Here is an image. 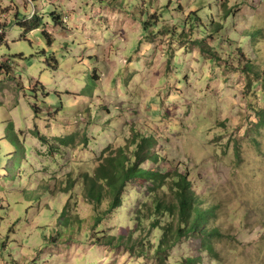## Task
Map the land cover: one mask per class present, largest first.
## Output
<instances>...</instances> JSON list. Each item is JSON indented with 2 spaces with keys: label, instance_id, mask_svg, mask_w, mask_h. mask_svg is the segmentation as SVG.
I'll return each instance as SVG.
<instances>
[{
  "label": "clouds",
  "instance_id": "obj_1",
  "mask_svg": "<svg viewBox=\"0 0 264 264\" xmlns=\"http://www.w3.org/2000/svg\"><path fill=\"white\" fill-rule=\"evenodd\" d=\"M188 8L187 0H181ZM12 0H0V8L10 6ZM17 4H23V0H16ZM34 3L42 5V11L53 9L62 13L63 23L71 32V36L57 37V42L50 51H55L57 57L61 55L60 48L63 43H68L72 54H64L65 59L60 62L59 69L53 72L45 66L44 57H37L31 66L21 63L23 69V83L26 88L32 87L29 77L38 80L49 92H55L50 96L47 105H41V115L36 117L28 108L29 103H35L31 97H21L19 103H13L15 99L5 89L4 96H0V178L8 176L7 160L11 157L5 156V152L14 151L12 146L5 139L6 129L9 123L13 125L16 135L20 130L24 131V139L29 149V159L24 163L25 175L22 179L11 185V190L17 193L13 197V212L5 221L0 222V240H3L11 222L20 219L21 224L25 219L36 216L38 223L44 225L40 233H35L31 228L24 231H17L14 237L16 244H11L10 249L22 264H42L47 260V252L50 245H46L43 237H54L64 231L57 223L59 215L55 211L41 210L42 201L46 202L48 197L43 193L45 185L49 190H54L57 180L53 176L59 172L60 179L64 173L61 169L63 162L57 157V162L49 160L48 170L44 171L43 158L37 159L33 148H39L42 153L47 152V146L41 144L31 133L35 130L34 125H39L42 133L47 135L51 143L56 138L68 139L78 133L87 132L88 138L93 141L89 149L90 155H99L105 148L112 145L115 148H127V141L131 139L132 132L125 125H131L135 117L133 113L139 108L144 116L138 125V129L148 126H159L164 131V136L170 141V146L162 153V156H170L174 163L181 160L186 165L196 167L203 166L207 160H215L217 157L208 148L218 134L235 136L243 139L247 135L241 127L240 118L236 115L239 109V101H231L233 118L228 128H216L213 121H204L201 117V109L204 108L208 99L212 96L215 88H208L206 85L219 76L223 69L216 68L212 61H205L199 51L195 55L185 52L180 47L181 41L177 38L171 41V49L162 48L158 59L153 62L156 42L152 41L151 33L159 34L165 26L171 28L177 25L182 19L172 8L164 13L161 22L155 28L147 32L142 27L143 18L137 15L144 7L142 0H122V7L112 5L111 0H27V14L31 18ZM167 0H157L152 11L163 10ZM200 0H192V7L195 8ZM237 4L244 5L242 9V21L250 30L258 31L264 35V8L260 7V0H228V7L234 8ZM104 9L109 14L108 23L105 25L100 17L104 12H97ZM114 9V10H113ZM215 11V10H214ZM94 13H96L94 15ZM10 15V14H9ZM207 15V8L201 13ZM173 16L176 18L173 19ZM4 17H0L3 20ZM135 20V23H133ZM227 27V26H226ZM19 29H13L11 36H16ZM39 31V30H36ZM36 31L29 34V38L36 36ZM55 33V29H53ZM115 33V34H114ZM179 36V33L177 34ZM199 36H194L197 39ZM235 42L238 38L233 37ZM168 40H171L169 37ZM11 43V39H9ZM250 47L253 41L248 39L243 42ZM256 55L264 61V38L258 36L255 42ZM44 47L43 41H34V46L29 48L26 43L18 42L12 45L11 51H24L25 55ZM232 49L224 53L225 59ZM8 53V49L0 45V56ZM174 53V60L171 62V72H166L169 56ZM89 56H99V63L89 60ZM129 59L131 63H129ZM99 67L103 81L94 90L92 96L85 98L82 93L88 88L89 76L96 75V68ZM19 71V70H18ZM156 72L158 75L153 76ZM190 72L191 80L188 84H176L179 76ZM240 73L232 76L230 84L233 92L229 93V99L233 94H239L244 87L243 81L238 80ZM3 79V76H0ZM223 85L219 91L223 93ZM70 93V95H66ZM63 104V110L59 117L49 120L45 115L49 109L53 112L56 107ZM89 105L91 106L89 109ZM163 105V107H161ZM191 111V120L185 124ZM155 113V114H153ZM167 116L168 119H164ZM227 116V108L218 117L224 120ZM197 120L199 126L196 127ZM7 145V147H5ZM135 146H133V150ZM32 168L28 167L33 163ZM145 167H149L145 165ZM232 187H229L225 178L217 176L210 177L208 191L211 195L219 196L224 200L233 201V218L227 219L221 228V234L229 237L233 225L239 235L235 245H230L218 254L215 264H264V159L247 161L237 170L232 178ZM21 190L29 194L41 197V200H33L29 203L19 195ZM164 191H167L165 189ZM78 193L63 197L62 202L67 203L70 197ZM56 207V206H54ZM70 209L76 208V201L73 198L68 204ZM89 215L81 216L80 219L91 223L94 215L107 211V204L96 209L94 204H88ZM241 209L244 213L251 212L253 221L249 225L244 219V214L236 215ZM134 209H129L132 211ZM78 212L79 209H76ZM0 215L4 213L0 212ZM149 221H144L143 232H136L134 221L130 216H124L114 221V230L108 233L110 236H118L122 229L135 232V239H140L147 234ZM238 226V227H236ZM104 225H101L103 228ZM99 231V229H98ZM163 232L157 231L153 237V244L163 238ZM71 242V259L68 264H97L103 260V264H109L111 255L101 257L97 255L98 248L91 239L88 228L82 233H65L60 243ZM7 260V257L4 258ZM0 260V264H4ZM132 264H156L154 254L141 256L132 261Z\"/></svg>",
  "mask_w": 264,
  "mask_h": 264
},
{
  "label": "rangeland",
  "instance_id": "obj_2",
  "mask_svg": "<svg viewBox=\"0 0 264 264\" xmlns=\"http://www.w3.org/2000/svg\"><path fill=\"white\" fill-rule=\"evenodd\" d=\"M103 3V0H100ZM157 0H142L144 7L137 13L139 17L143 18L142 27L147 32L149 29L155 28L160 24L161 18L164 13L168 12L172 8L173 3H176L173 11L182 17L178 21L177 25H173L171 28L165 26L160 30L159 34L156 32L151 33L152 41L156 43L155 55H153V62L158 57L162 48L171 49V41L177 38L181 41L180 47L185 49V52H190L195 55L197 50L205 61H212L215 63L216 68L223 69L222 73L216 77L212 84L206 85L208 88H215L212 96L208 99L204 108L201 109V117L206 121H213L216 128L227 129L231 119L233 118L231 101H239V109L236 115L240 118L241 127H243L247 133L243 139H237L235 136H226L218 134L213 142L208 144V148L217 157L215 160L209 159L203 166L197 165L192 167L184 164L181 160L179 163H174L170 156H162V153L170 146V141L164 136V131L159 126L145 125L144 128L138 129V123L144 119L142 111L138 108L133 116L135 119L132 120L131 125H125L126 128L130 127L132 132L131 139L136 135H140V140L143 136L153 137L156 140L157 146L153 150L160 153L161 164L155 165L159 170H166L167 172H175L177 169L183 174H190L193 183V190L196 196L203 202L204 208H215V219L212 224L218 227L220 230L223 227L227 219L233 218V201L224 200L219 196L211 195L208 191V184L210 177L217 176L219 178H225L229 187H232V178L235 177L237 170L247 161L256 160L258 158L264 159V123L262 117L264 116V61L256 55L255 42L258 36L264 38L258 31L250 30L245 26L242 21V9L244 5L237 4L234 8L228 7V0H200V3L195 8L192 7V0H187L188 8L185 7V3L181 0H167L163 10L156 9L152 11L153 5ZM247 3V0H245ZM112 5H119L122 7V0H111ZM42 5L34 3L31 18L27 14V0H23V4H17L16 0H12L10 6L0 8V17H4L0 20V28L3 29V37L1 38L0 45L8 49V53L4 56H0V96H4L5 89L8 90L12 96L15 97L13 103H19L21 97H31V100L35 103H29L28 108L35 114L36 117L41 115V105H47V101L50 96H55V92H49L43 84L38 80H34L29 77V82L32 87L26 88L23 80V69L21 63L24 65L31 66L32 62L37 57H44L45 66L50 68L53 72L59 69L60 62L65 59L64 54L71 55L72 50L68 43H63L60 48L61 55L57 57L55 51H50L53 45L57 42V37H64L65 35L71 36V32L67 29V26L63 23L62 13L53 9L42 11ZM260 7L264 8V0H260ZM207 8V15L202 16L201 13ZM114 10V9H113ZM215 10V11H214ZM97 12H104V15L100 17L101 21L106 25L108 23L109 14L104 9H98ZM10 14V15H9ZM52 14L58 16L57 23L54 24L51 17ZM96 13H94L95 15ZM39 16L36 20L40 23V28L35 29L36 36L29 38V34L33 31L26 29L23 26L33 25L35 17ZM176 17L173 16V19ZM135 23V20H133ZM227 26V27H226ZM13 29H19L20 31L16 36H11ZM30 29V28H29ZM55 29V33L53 32ZM48 33V39L43 35V31ZM179 33V36L177 35ZM115 34V33H114ZM255 35L253 37L252 35ZM199 36L197 39H193L194 36ZM238 38L239 42H235L233 37ZM171 40H168V38ZM11 39V43H9ZM251 39L253 43L250 47L244 45V41ZM34 41H43L44 47H41L38 52L28 53L25 55L24 51H11L12 45L18 42L26 43L29 48L34 46ZM53 41V43H52ZM205 45V49L204 46ZM227 49H232V52L228 54L225 59L224 53ZM55 58V59H54ZM174 53L169 56L168 66L165 68L166 72H171V62L174 60ZM89 60H95L99 63V56H89ZM57 60V61H55ZM129 63L131 60L129 59ZM256 70L258 75L253 72ZM19 70V71H18ZM240 73L238 80H242L244 87L239 94L231 95L229 99V93L233 92V86L230 84V80L233 75ZM153 76L158 73L153 72ZM191 80L190 72H185L182 76L176 80V84H188ZM103 81L99 67L96 68V75L89 76L88 88L82 95L87 98L92 96L94 90ZM220 85H223V93L218 89ZM70 95V93H66ZM3 101L0 100V103ZM89 105V109H90ZM163 107V105H161ZM227 108V116L224 120H220L218 117ZM63 110V104L58 105L53 112L49 109L45 115L48 116L49 120L56 119L60 116ZM155 114V113H153ZM262 114V116H261ZM164 119H168L167 116ZM191 120V111L189 113L188 120L185 124ZM199 120H197L196 127L199 126ZM35 130L32 131L31 135L36 138L41 144L45 145L43 141L37 136L39 135L47 137L46 134L42 133L39 125H34ZM76 140L74 144L69 146H60L55 140L53 144V150L50 151L47 145V152L42 153L39 148H33V153L39 158H43V168L47 172L49 160L52 163L57 162V157L63 162L64 167L61 171L64 173L62 179H60V173L57 172L53 179L57 180L54 190H49L47 185L43 188V193L48 197L46 202L42 201L43 207L41 210L47 209L49 211H55L59 215L57 221L58 225L64 230L54 237H43L41 239L46 240V245H50V249L47 252V260L43 261L42 264H68L71 259V250L73 244L69 241L66 243H60L65 233L75 232L82 233L85 227L88 228L92 236L90 228L93 226L95 220L94 216L91 218V223H87L81 220V216L89 215V204L85 197L82 195V187L70 189L68 186L69 179H81L86 172H93L99 164V157L102 152L96 156L95 153L90 155L89 149L92 147L93 141L88 138V133H78L75 135ZM139 137V136H137ZM5 139L8 144L12 146L14 151L5 152V156L11 157L7 160L6 170L8 176L0 178V212L4 215H0V222L5 221L6 218L10 217L13 212V197L17 193L11 190V185L15 184L17 180L22 179L25 175L23 165L29 159V149L24 139V131L20 130V134L16 135L13 131V125L9 123L6 129ZM48 139V138H47ZM129 140L127 141V143ZM22 145L25 147L22 148ZM7 147V145L5 146ZM150 166V164H147ZM33 163H29L28 167L32 168ZM152 184L148 187H143L135 182H132L127 190L124 207L118 210L110 219L104 222V229L107 232L114 230V221L124 216H130L134 221V227L138 229L136 232H143L144 221L142 225H136L134 220L136 214L144 212L147 218L149 213L152 212L154 206V200L151 194ZM78 193L74 197H70L67 203L62 202L63 197H69L70 194ZM19 195L23 196L25 200L31 203L34 199L40 201L41 197L29 194L25 190H21ZM76 201V208L70 209L68 204L72 202V199ZM56 206V207H54ZM152 208V209H151ZM76 209H79L77 212ZM129 209H134L129 211ZM64 210H69L68 214L64 213ZM144 210V211H143ZM94 211V209H93ZM244 214V219L250 225L254 219L253 214L249 211L244 213L241 209L236 215ZM73 216L77 217V222L71 224L69 221ZM39 212L36 216H32L30 219H25L24 223L21 224L20 219H16L10 223L3 240H0V260H4V264H22L13 251L10 249L11 244H16L17 241L14 238L17 231H24L27 228H31L33 232L40 233L44 225L37 222ZM146 221V220H145ZM148 224V231L145 236L140 239H135V232L131 234L129 230L122 229L126 236H133V241L136 240L135 250L131 251L132 246H129L126 242L114 241L110 245H102L101 242L95 243L98 248L97 255L104 257L111 255L109 264H132V261L146 254L151 255L152 248L150 242H153V237L158 229H152L150 226V220ZM69 227H68V226ZM264 227V223L261 225ZM238 227V226H236ZM135 228V229H136ZM232 229V234L229 237H224L215 243L217 256L220 252L230 245H235L239 240V235L236 228L233 225H229ZM120 231V232H121ZM103 235V233H101ZM128 238V237H127ZM126 238V239H127ZM92 239V238H91ZM94 241V239H92ZM95 242V241H94ZM144 242L145 250L141 249V245ZM154 249V248H153ZM171 259L173 262H179L182 259L188 257L197 258L198 264H215V256L208 253L202 248L201 242L198 238L190 237L185 240L182 244L178 245L171 253ZM97 264H103V260L97 262ZM174 264V263H172Z\"/></svg>",
  "mask_w": 264,
  "mask_h": 264
},
{
  "label": "trees",
  "instance_id": "obj_3",
  "mask_svg": "<svg viewBox=\"0 0 264 264\" xmlns=\"http://www.w3.org/2000/svg\"><path fill=\"white\" fill-rule=\"evenodd\" d=\"M38 17H35L33 25L23 27L30 31L39 29L40 23L36 22ZM51 17L54 24L57 23L58 16L52 14ZM43 35L48 39V33L45 30ZM252 36L255 37L254 34ZM49 43L51 44L50 41ZM203 47L205 49V45ZM253 72L258 75L256 70ZM261 120L264 123V116ZM36 134L52 151L53 144L49 139L39 135L38 132ZM137 136L135 135L129 140L126 149L115 148L112 145L105 148L98 159L99 164L95 170L86 172L81 183H79V179L74 178L68 181L70 189L82 187V195L89 204L95 205L94 211L107 204V211L94 215L95 222L90 228L91 238L95 243L101 242L102 245L113 244L115 240L126 242L132 246L131 251L135 250L136 240L133 244L131 242L133 236H126L127 233L124 231H121L118 236H110L104 227L101 228V225H104L106 220L124 207L126 193L132 182L148 188L152 184L151 194L154 200L152 212L149 213L148 218L142 214L144 212L136 214L134 220L136 225H142L143 221L148 219L151 221L152 229L163 232V238H159L157 244L154 245L153 242H150L156 264H198L197 258L188 257L179 262H173L171 259L170 253L191 236L198 238L202 248L215 256L216 259L215 243L222 239L223 235L221 230L212 224L215 219V208L203 207V202L193 190L189 173L183 174L178 169L174 173L157 169L155 165L161 164V157L159 152L153 150L157 146L156 140L153 137L145 136L140 140L141 136ZM75 140V135L66 140L56 138L60 146H69L74 144ZM133 146H135L134 150ZM23 147L25 146L22 145ZM147 164L150 166L146 168ZM165 189L167 191H164ZM68 212L69 210H64V213L68 214ZM69 221L71 224H75L78 220L76 216H73ZM137 229L138 226L135 231ZM129 231L134 234L133 231ZM144 245L143 242L141 245L143 252L146 251Z\"/></svg>",
  "mask_w": 264,
  "mask_h": 264
},
{
  "label": "built area",
  "instance_id": "obj_4",
  "mask_svg": "<svg viewBox=\"0 0 264 264\" xmlns=\"http://www.w3.org/2000/svg\"><path fill=\"white\" fill-rule=\"evenodd\" d=\"M3 33H4L3 29L0 28V41H1V37H2Z\"/></svg>",
  "mask_w": 264,
  "mask_h": 264
}]
</instances>
